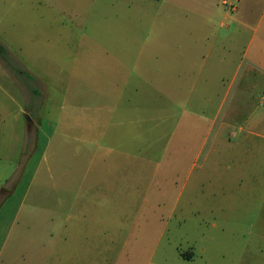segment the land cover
<instances>
[{
	"label": "rangeland",
	"instance_id": "rangeland-1",
	"mask_svg": "<svg viewBox=\"0 0 264 264\" xmlns=\"http://www.w3.org/2000/svg\"><path fill=\"white\" fill-rule=\"evenodd\" d=\"M0 45V264H264V0H0Z\"/></svg>",
	"mask_w": 264,
	"mask_h": 264
},
{
	"label": "crops",
	"instance_id": "crops-1",
	"mask_svg": "<svg viewBox=\"0 0 264 264\" xmlns=\"http://www.w3.org/2000/svg\"><path fill=\"white\" fill-rule=\"evenodd\" d=\"M245 76L253 77V78L262 77V75L258 71H256L252 66L246 67ZM262 78H264V76ZM61 205H62L61 200H59V206H61Z\"/></svg>",
	"mask_w": 264,
	"mask_h": 264
},
{
	"label": "trees",
	"instance_id": "trees-1",
	"mask_svg": "<svg viewBox=\"0 0 264 264\" xmlns=\"http://www.w3.org/2000/svg\"><path fill=\"white\" fill-rule=\"evenodd\" d=\"M3 54H5V53H4V49H3V47L0 45V58H1L4 62H6V61H5V58L3 57Z\"/></svg>",
	"mask_w": 264,
	"mask_h": 264
}]
</instances>
